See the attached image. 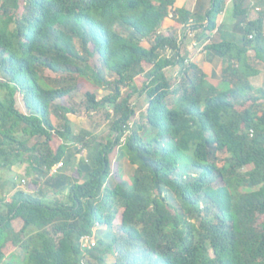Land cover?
Wrapping results in <instances>:
<instances>
[{
    "label": "trees",
    "instance_id": "1",
    "mask_svg": "<svg viewBox=\"0 0 264 264\" xmlns=\"http://www.w3.org/2000/svg\"><path fill=\"white\" fill-rule=\"evenodd\" d=\"M175 1L0 0V168L47 178L60 163L64 188L48 198L0 183L13 190L0 195L2 264H264V85L250 81L264 70V0H233L241 35L209 45L225 60L221 87L181 55L178 32L214 29L225 0L203 15ZM79 90L76 106L61 102ZM135 96L147 102L137 121ZM103 107L106 135L74 133L68 114ZM84 150L78 176L62 173ZM113 152L133 172L111 185ZM118 211L105 240L98 226Z\"/></svg>",
    "mask_w": 264,
    "mask_h": 264
},
{
    "label": "rangeland",
    "instance_id": "2",
    "mask_svg": "<svg viewBox=\"0 0 264 264\" xmlns=\"http://www.w3.org/2000/svg\"><path fill=\"white\" fill-rule=\"evenodd\" d=\"M163 26V25H162ZM165 26V25H164ZM188 31V30H187ZM167 32V30L165 31ZM237 37V36H236ZM238 38V37H237ZM181 47V45H180ZM181 55H185L184 50H180ZM186 56V55H185ZM187 59H189L186 56ZM97 58L93 57L92 61H96ZM190 60V59H189ZM44 74L48 76H54V74L50 71H45ZM264 83V70L258 74L257 76H254L251 78V84L254 88H259ZM214 84L218 87L222 86V83L219 79H214ZM81 89H89L96 91L97 97L103 96L105 93L108 92V90H102V89H96L92 87L91 85H86L83 87H80ZM82 90H79L78 93L74 94L72 97H64L63 100H61L62 103L66 105H75L77 102L82 98L81 96ZM132 102L135 108V116L133 120H139L142 118V114L144 113L145 107H146V98L145 96L141 97H133ZM17 105H22V99L20 95H17ZM108 109L106 107H103L99 109L98 111L91 113V115H86L84 113L83 108L79 109L78 113L75 114H68V118L70 120V124L72 127V130L74 133H81L82 131H88L92 134L96 135H106L108 132V120L105 116V110ZM110 109V108H109ZM55 123H57L58 119L54 120ZM58 143V140H54L53 145H56ZM111 155V161H112V168H111V174L109 177L108 182L112 185L114 184V181L116 180L117 172L118 170H121V173H123L124 176H129L133 172V166L129 163V161L125 157H119L117 154ZM85 156V150L79 154L76 155V159L74 161L72 168H67L66 171H63L62 173L66 174L67 176L76 177L78 176L76 173V167L77 162L80 157ZM118 165V166H116ZM60 165H55L51 173H54L53 175H49L47 178H38L36 175L31 174L29 176H23V167L24 163H16L13 164L10 168H0V183L4 181V179L13 177L16 181L17 187L21 189H25L32 192H37L38 189H43L46 192V195L48 198H53L55 196L63 197L64 193L58 192V189H64L61 186V182L58 178V174L55 171ZM118 167V168H117ZM59 173V172H58ZM61 173V171H60ZM61 186V187H60ZM7 189V187L4 188V190L0 186V195H4L6 197V200H9L10 193L13 191L10 189V191L4 192ZM119 216L120 212L118 211L114 221L112 222V225H104V226H98L100 228V235L105 239H109L111 233L116 230V224L119 222ZM97 228L94 227L93 230L95 231ZM93 236V235H92ZM81 239V237H80ZM79 239V240H80ZM95 239V237H94ZM81 242V240H80ZM10 253V258L12 259H19L22 257L23 253L20 248L14 247L13 245L9 246L8 248ZM209 250V249H208ZM106 264H113L114 261V255L108 254L105 258ZM4 261H0V264H2Z\"/></svg>",
    "mask_w": 264,
    "mask_h": 264
},
{
    "label": "crops",
    "instance_id": "3",
    "mask_svg": "<svg viewBox=\"0 0 264 264\" xmlns=\"http://www.w3.org/2000/svg\"><path fill=\"white\" fill-rule=\"evenodd\" d=\"M254 1L256 0H248L251 4ZM175 5L177 7L184 6L190 11H196L203 15L208 7V0H176ZM258 8L249 10L250 18L256 17L257 13L255 10ZM232 12L233 0H225L223 10L215 17L216 26L214 29H208L203 24V27L195 31L192 29L187 31L185 28H180L178 32V36L181 38V49L185 51V55L190 61L195 62L203 69L208 80L213 84L214 79H219V73L225 64V60L209 45L222 40V38L233 39L236 36L239 37L242 33L241 26L244 20L241 17H233ZM173 22L172 18H165L161 23L160 31L165 32L168 30L173 25ZM254 76L250 77V81Z\"/></svg>",
    "mask_w": 264,
    "mask_h": 264
},
{
    "label": "built area",
    "instance_id": "4",
    "mask_svg": "<svg viewBox=\"0 0 264 264\" xmlns=\"http://www.w3.org/2000/svg\"><path fill=\"white\" fill-rule=\"evenodd\" d=\"M57 165H60V163H58ZM80 240L83 246H91V245H94L95 243L94 236H88V235L81 236Z\"/></svg>",
    "mask_w": 264,
    "mask_h": 264
}]
</instances>
